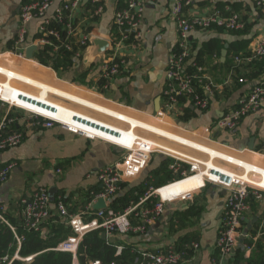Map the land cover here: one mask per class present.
<instances>
[{
  "label": "crops",
  "instance_id": "crops-1",
  "mask_svg": "<svg viewBox=\"0 0 264 264\" xmlns=\"http://www.w3.org/2000/svg\"><path fill=\"white\" fill-rule=\"evenodd\" d=\"M32 1L0 0V95H3L5 100L36 112L34 109L14 103L9 94L12 92L8 90L10 88L12 91L19 90L15 92V95H23L25 98H29L25 96V93L31 94L34 96L31 98L56 104L49 105V108L55 112L54 116L37 112L84 130L77 123L78 120L80 122L82 120L73 115L72 108L69 106L49 99L45 100L37 93L23 88L17 89L15 85L21 83L47 94H50L48 91L55 95L66 93L71 96L76 105L79 104L85 109L124 123L137 121L153 126L177 139L175 141L161 137L153 138L164 146L172 145L163 141L173 143L177 149L183 148V151L200 159L204 156L212 157L208 154V150L220 153L213 149L215 148L233 157L264 167V105L256 113L245 117L234 130L215 129L210 138L204 141L213 148L202 145L200 147L195 141L188 139L201 138L204 128L213 127L223 116L235 110L239 100L247 96L260 81L264 80V59L252 64L243 62L235 65L234 63L236 57L252 53L258 42L264 39V6H259L254 0H196L184 7V14L188 18L208 17L219 12L224 16L238 14L245 22L244 29L239 31L211 28L196 29L191 33L190 41L198 63L204 68L205 83L213 86L214 94L210 95L208 110L201 111L192 104H188L180 116L164 119L175 131L186 136L184 137L176 134L177 132L174 133L175 131L165 130L150 124L153 122L146 121L157 117V102L158 98L162 97L165 87V72L169 57L179 38L172 15L176 0H146L141 26L145 41L139 51L134 53L131 63L125 67L123 73L111 82L110 90L102 95L98 94L95 88L101 82L104 55L91 54L95 51L92 39L97 37L107 41L110 39L115 13L125 5L126 0H109L101 15H95L96 9L92 0H82L73 19L78 26V37H90L89 46L82 58L75 60L69 70L63 72L61 69L62 74L54 68L52 61L48 64L41 63L35 55L41 50L37 45L39 26L46 18H52L56 10L70 0H53V5L45 18L31 20L27 25L24 58L12 54L21 28V9L24 4ZM209 44L213 45L211 51L208 50ZM33 45L39 49L34 53V58L29 60L27 50ZM226 46H228V53L224 58L222 53ZM49 72L56 77L57 81L58 76L62 75L69 83L68 85L76 91L87 96H100V100H103L105 104L121 109L123 112L92 103L93 101L74 93L26 76L31 74L46 80L49 79ZM10 74L14 75L10 76ZM240 79H244L245 82L240 83ZM54 97L74 103L64 97ZM85 109L80 110L88 113ZM7 116L20 117L21 113L10 111L9 107L0 101V121ZM95 117L98 116L95 115ZM136 117L142 118L143 121ZM92 123L100 125L98 121ZM100 127L103 126L100 125ZM12 131H24L25 137L19 146L0 152V168L8 163L16 164L9 179L0 185V204L6 206L5 216L10 225L19 228L23 223L22 213L25 203L32 199L34 193L39 188H46L48 191L55 189V199L50 203L52 220L44 230V235L61 224L64 228L70 229L65 224L57 222L61 219L57 209V198L64 200L71 214L84 211L91 202V193L99 192L103 188L98 172L107 166L121 163L125 156V151L113 146L112 142L102 138H100L102 140H91L85 136L73 134L60 125L43 128L22 120L14 125ZM192 147L203 152L199 154ZM172 162L173 160L163 153L153 154L146 170L140 176L128 180L121 192L108 202V208L125 196L129 190L148 186L146 184L148 180L151 190L172 183L175 177L173 172L170 173ZM229 167L232 168V166ZM58 170H62V173ZM206 179L190 180L186 195L189 197L183 201L179 199L168 201L164 214L155 223L145 224L142 216L135 217L133 226L136 229L144 226V230L125 235L107 236L106 243L115 248L123 246L127 250L134 251L179 250L182 244H185V249L188 254L191 252V256L181 264H214L219 256L217 241L228 193L214 185L202 188ZM154 205V198H150L142 205L141 211ZM263 216L264 199L261 201L252 199V211L248 215L245 232L254 233ZM242 241L240 240V244ZM192 243H197L198 248L191 249ZM257 252L258 248L248 255L240 245L227 258L226 264H235L238 253L244 257L241 264H249L251 257Z\"/></svg>",
  "mask_w": 264,
  "mask_h": 264
},
{
  "label": "built area",
  "instance_id": "built-area-1",
  "mask_svg": "<svg viewBox=\"0 0 264 264\" xmlns=\"http://www.w3.org/2000/svg\"><path fill=\"white\" fill-rule=\"evenodd\" d=\"M193 1L196 0H176L172 11L179 38L174 51L169 57L166 68L165 87L161 97L160 109L156 112L158 119L180 116L188 104H192L201 111H206L210 107V95L214 94L213 86L205 83L204 68L198 63L190 41L191 33L196 29L209 30L211 28H219L226 31H239L245 27V22L238 14L224 16L219 12H215L208 17H186L184 7ZM254 1L259 6H264V0ZM92 2L96 9L95 15H101L104 13L109 0H92ZM81 3L82 0L65 2L56 10L52 18H46L39 26L37 45L41 50L46 49L49 51L52 56L51 61L54 64L57 63L55 61L65 54L69 55L73 62L81 59L84 51L89 46L90 37H78V26L73 19L74 13L79 9ZM145 4L146 0H126L125 5L116 11L113 31L108 40L111 44V49L104 55L101 82L95 88L98 94L102 95L110 90L111 82L123 73L125 67L131 63L134 53L142 47L145 41V36L141 30ZM52 5L53 0H33L24 4L21 9V28L12 50L13 55L24 58L23 51L26 50L27 25L33 19L45 18ZM263 59L264 39L258 42L252 53L247 56L236 57L234 63L235 65L243 62L252 64ZM239 82L244 83L245 80L240 79ZM0 101L6 104L10 111H16L14 108L18 107L12 102L6 101L1 95ZM263 105L264 80L260 81L247 96L239 100L235 110L223 116L213 127L204 128L201 138L188 139L195 141L200 147L202 145L213 148L204 141L206 138H210L215 129L234 130L245 117L256 113ZM18 108L23 111L20 112V117L7 116L0 121V152L17 147L23 142L24 131H12L14 125L22 120L43 128H53L56 125H60L73 134L85 136L91 140L99 138L76 125L61 123L56 119L34 111ZM78 114L77 116H79ZM122 136L118 138V143L113 145L125 151L123 161L116 165L107 166L98 172V178L103 188L99 192L91 193V202L84 211L71 214L64 200L57 198V209L61 217L57 222L69 227L72 235L62 241L55 250L71 254L73 264H79L80 245L86 235L95 231L105 233L107 236L125 235L134 231H142L145 229L144 226L137 227V229L133 226L135 217L139 218L142 216L145 224H152L164 214L168 202L159 196L157 189L153 190L139 203L125 209L124 212H116L108 207L102 210L93 209V205L99 199H104L108 203L121 192L123 185L128 180L140 176L148 167L152 155L155 153H163L173 160L171 170L175 176L184 179L200 173L201 170H205L211 173L212 178L206 177V183L202 188L207 185H214L228 193L226 208L223 211L219 227L217 241L219 256L214 264H226L227 258L240 245L243 251L249 255L260 244H264V216L254 233L245 232L248 215L252 211V199L257 201L264 199V167L233 157L215 148L213 149L236 160L223 155H221L223 156L220 157L221 159L211 157L209 160H203L188 154L180 155L181 153H173L165 148L164 145L159 146L152 140H147L141 136H134L133 142L126 144L122 140ZM165 136L160 135V137L168 139ZM193 149L197 152H203L196 148ZM218 161L232 166L234 169L218 165ZM208 162L209 164L214 163L212 168L209 167ZM15 166V163H8L0 168V185L9 179ZM58 172L62 173V170H58ZM153 195L159 196L160 199L157 200L153 207L141 211L142 205ZM188 197L181 200H186ZM51 201L50 191L46 188H39L32 199L25 203L21 230L27 233H43L52 220ZM5 210L6 206L0 204V222L5 223L13 232L17 240V252L14 259H21L19 251L25 237L18 234L19 228L10 225L6 219ZM240 240H243L242 244H240ZM190 248H198V244L192 243ZM123 251V246L116 247V254H122ZM187 255L186 249H170L166 251L135 250L132 264H181L186 260ZM31 259L32 257L24 260L30 261ZM7 260L8 257H5L4 261ZM90 264L103 263L100 260H96Z\"/></svg>",
  "mask_w": 264,
  "mask_h": 264
},
{
  "label": "trees",
  "instance_id": "trees-1",
  "mask_svg": "<svg viewBox=\"0 0 264 264\" xmlns=\"http://www.w3.org/2000/svg\"><path fill=\"white\" fill-rule=\"evenodd\" d=\"M212 48L213 45L209 44L208 50L211 51ZM35 56L36 59L45 64H48L49 61L52 60L51 54L46 49L40 50ZM55 62L57 63H53V66L60 74L69 70L74 63L67 54L61 56ZM172 172L173 171H170V173ZM181 179L182 177H174V181ZM146 184L148 185L147 188L151 187L149 180ZM134 193V189L129 190L125 196L113 203L110 209L116 212H124L134 196ZM19 229L18 234L24 236L25 240L19 251L21 259H14L15 253L17 252V240L11 229L5 223L0 222V264H73V257L71 254L55 250L62 241L72 235L70 229L64 228L61 224L58 225V227H53L49 233L45 235L41 232L27 233L22 231L20 227ZM101 235L102 233L100 231H95L84 237L78 255L79 264H90L92 261L96 260H100L103 264H132L134 260V250H127L124 248L123 253L118 255L116 254V248L107 244L106 241L102 239ZM184 249L185 244H182L179 250ZM190 256L191 252L187 257ZM5 257H8L7 261H4ZM30 257H32L30 261L24 260ZM243 259V255L238 253L235 264H241ZM250 263L264 264V244L258 246V252L251 257L249 264Z\"/></svg>",
  "mask_w": 264,
  "mask_h": 264
},
{
  "label": "rangeland",
  "instance_id": "rangeland-1",
  "mask_svg": "<svg viewBox=\"0 0 264 264\" xmlns=\"http://www.w3.org/2000/svg\"><path fill=\"white\" fill-rule=\"evenodd\" d=\"M16 72H19V71H16ZM20 73H22V72H20ZM26 76L30 77L32 79H36L38 81H41L42 83H45L47 85H52V86H55V87H59L60 89H64L65 91L74 93L75 95H78L79 97H82V98L87 99L89 101H93L92 103H96V104L105 106L107 108H111V109L118 110L119 112L120 111L123 112L121 109L114 108V107H111V106L105 104V102H103V100H100L101 99L100 96L99 97L98 96L97 97H93L92 95L91 96H87L84 93L76 91L75 89H73L71 86L68 85L69 83L67 81H65V79H64V77L62 75L58 76V81H57V79H56V77L54 75L50 74V72L48 73L49 79L47 78L46 80L41 79V78H37L35 76H32L31 74H29V75L26 74ZM15 86H16L17 89H19V88L22 89L23 88L24 90L26 89L28 91L30 90L33 93H37L41 98H44L45 100L49 99L52 102H55V103H58V104H61V105H64V106H69L70 108H72L71 110L73 111V114L74 113L75 114L79 113L80 115L84 116V119L82 118L83 120L81 122H80V120H78L77 123H78V125H80V127H82L87 132H90L91 134H94L95 136L99 137V138H95V139H99V140L104 139V140H106L108 142L118 143V137L120 135H122V132H123L122 129L125 131V133H127L128 129L125 128L127 126H125V124L122 121L115 120V119L109 118V117H107L105 115H101L99 113H96V112H94L92 110L85 109V108L81 107L79 104L76 105L75 104L76 102L74 100H72L71 96L67 95L66 93H57V92H55V93H57V95H55L54 93H51V92L48 91V93H50V94H47V93H43L42 91L39 92L37 89L29 88L28 86L22 85L21 83H17ZM40 94H43V95H40ZM53 95L54 96H59V97H64L67 100H69L71 102H74V103L66 102V101H64L62 99L54 97ZM49 105H53V104H49ZM14 109L16 111H18V112H23L18 107L17 108L15 107ZM80 109H85V111H87L88 113L83 112ZM90 112H93L95 114L91 115ZM95 115H97L98 117H95ZM136 118H138V117H136ZM138 119H142V118H138ZM94 120L98 121L100 123V125H102L103 127H100V125H98L96 123H92V122H96ZM142 121H143V119H142ZM146 121L153 122V123H150V124L157 125V126L163 128L165 130L172 131V132L175 131L173 129V127L169 126L164 119L161 120V119H157V117H156V118L149 119V120H146ZM82 122H83V124H82ZM135 122H137V121L127 122V125L132 126V127L136 128L139 131L145 132L144 138H146L147 140L156 141L153 138H158V137H160V135H166L165 137H167L168 140H175V141L177 140L171 134L165 133V132H163V131H161V130L153 127V126H148V125H145V124L140 123V122H137V123H135ZM176 132L177 131H175L174 133H176ZM176 134L184 136V135L180 134L179 132H177ZM184 137H186V136H184ZM100 138H102V139H100ZM161 138H163V137H161ZM164 139H166V138H164ZM163 142L171 144L172 145L171 148L177 149V147H175L176 146L175 144L167 142V141H163ZM177 150H182V152H184L185 154L191 155L190 153H187V152L183 151L184 150L183 148L182 149H177ZM195 152H197V151H195ZM207 152H208L209 155H211L213 158H216V159H218V158L221 159L220 157H223V156L227 157L226 155L221 154V153H215V152L209 151V150ZM197 153H199V152H197ZM199 154H201V153H199ZM221 155H223V156H221ZM191 156H193V155H191ZM194 157H196V156H194ZM202 159L203 160H205V159L209 160L210 158L208 156H204V158H202ZM232 160H236V159H232ZM217 164L218 165L220 164L222 166L224 165V166H227L229 168L228 165L223 164V162H221V161L217 162ZM208 165H209L210 168H212V165H214V163L209 164V162H208ZM231 169H234V168L232 167ZM201 173H202V176L204 175V176L212 178V175H211L210 172H206L205 170H201ZM194 179H198V178H194ZM199 180H203V179H199ZM188 183H189V181H188ZM134 190H135L134 196L130 200L128 207L139 203L142 199H144L146 196H148L150 193L153 192V189L151 190L150 187L147 188V186H141V187H138V188H136ZM151 198L152 199L154 198V202L155 203L157 202L158 199H160L159 196L157 197L155 195H153ZM180 201H182V200H180Z\"/></svg>",
  "mask_w": 264,
  "mask_h": 264
},
{
  "label": "bare ground",
  "instance_id": "bare-ground-1",
  "mask_svg": "<svg viewBox=\"0 0 264 264\" xmlns=\"http://www.w3.org/2000/svg\"><path fill=\"white\" fill-rule=\"evenodd\" d=\"M11 75H14V74H10V76ZM41 88H43V87L41 86ZM8 91L12 92V93H9V94H10V96H12V101H14V103H18V104H20V105H22V106H24L26 108L34 109L36 111V113H39L37 111H40L42 113H46V114L51 115V116L55 115L54 110H51L49 108V104H53V105H56V104L50 103V102L47 103L44 100H40V99H36V98H31L32 95L31 94H27V93H25V96L29 97V98H25L23 95H19V94H18L19 96L15 95V92L19 91V90H16V89H14L12 91V89L10 88ZM17 96L19 97V99L17 98ZM2 97H3V95H2ZM32 97H34V96H32ZM6 101H8V100H6ZM73 115L75 117H77L78 119L80 117V119L83 120L82 119L83 118L82 115L79 114V116H77V114H75V113ZM119 121H121V120H119ZM135 123H137V122H135ZM124 124H125V126H127L125 128L128 129V130H127V133H125V131L122 129V131H123L122 132V135H123L122 136V140L126 144H131L133 142L134 136L144 137L145 132L139 131V130H137L136 128H134L132 126L127 125V123H124ZM153 142H155L159 146L162 145L161 143H159L157 141H153ZM165 148H167L169 151H171L173 153H177V154L181 153L180 155L185 154L184 152H182L180 150H177V149H173V148H171L169 146L168 147L165 146ZM206 177L207 176H204V175L202 176V173L200 172V173L191 175L189 177H186L184 179H181V180L175 181L173 183L167 184L165 186H162V187L157 189V193L166 202L175 201V200H178V199L181 200V199L185 198L187 193H188V181H190V180H192L194 178L206 179Z\"/></svg>",
  "mask_w": 264,
  "mask_h": 264
},
{
  "label": "water",
  "instance_id": "water-1",
  "mask_svg": "<svg viewBox=\"0 0 264 264\" xmlns=\"http://www.w3.org/2000/svg\"><path fill=\"white\" fill-rule=\"evenodd\" d=\"M92 45L95 47V51L91 53L93 56L105 55L111 49V44L109 41L98 38V37L92 39ZM38 49L39 48L34 45L29 47L27 50V59L32 60L34 58V53L38 51ZM227 53H228V46H226V48L223 50L222 55L224 58H226ZM160 101H161V98H158L157 111L160 109ZM55 193H56L55 189H52L50 191L51 200L55 199V195H56ZM107 207H108V203L104 199H99L98 202L94 205V210H102V209H106ZM102 239L104 241H108V237L105 233L102 234Z\"/></svg>",
  "mask_w": 264,
  "mask_h": 264
}]
</instances>
